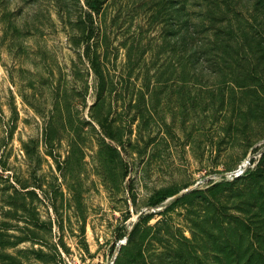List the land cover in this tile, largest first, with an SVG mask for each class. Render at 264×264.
Instances as JSON below:
<instances>
[{"label": "rangeland", "instance_id": "1", "mask_svg": "<svg viewBox=\"0 0 264 264\" xmlns=\"http://www.w3.org/2000/svg\"><path fill=\"white\" fill-rule=\"evenodd\" d=\"M169 1L0 0V264H126L142 213L166 264L264 260V0L193 70Z\"/></svg>", "mask_w": 264, "mask_h": 264}, {"label": "trees", "instance_id": "2", "mask_svg": "<svg viewBox=\"0 0 264 264\" xmlns=\"http://www.w3.org/2000/svg\"><path fill=\"white\" fill-rule=\"evenodd\" d=\"M176 3H181L177 9ZM87 5L90 9L89 16L93 17V14L98 15L101 11L103 0H87ZM169 9L171 12L177 11L179 13L177 30L179 32V39L175 42L174 47H172V52L174 54H179V59L184 60L185 67L191 66L189 69L193 70L194 62L196 60L197 52L199 48L207 44H217L218 39L227 40L228 34L230 33L232 25L230 18L228 17V9L230 6L226 2L217 0H206V3L201 4L204 10L198 11L192 7L190 0H181L176 2V0L169 1ZM226 8V9H225ZM173 19V17H172ZM175 23H171L173 28ZM203 29L202 34L207 33L208 41H199L195 34H197V29ZM191 46V47H189ZM91 45H88V52H91ZM89 55V53H88ZM90 56V55H89ZM93 68L98 75V78L102 76L101 74V63L99 55L94 52V55L90 56ZM186 70V69H185ZM108 135L114 138V131L112 127H109ZM117 133V132H116ZM117 136V134H116ZM117 138V137H116ZM122 141L123 137H119ZM259 167L264 168V151L259 160ZM219 186V185H218ZM217 185L212 187L215 188ZM196 190H192L189 194H183L178 198V200H185L189 196L196 194ZM176 193L168 194H157L150 198L149 204L151 206H157L164 202L169 196H173ZM150 215H144L143 213L139 215L138 221L134 224L133 228L127 234V250L126 254V264H166L162 259V249L164 246L163 240V228L159 226L160 223L151 226H144L143 222ZM121 252V251H120ZM125 256L122 253L120 255V261ZM259 260V264H264V260ZM253 260L248 259L242 261V259H233L232 264H251Z\"/></svg>", "mask_w": 264, "mask_h": 264}, {"label": "built area", "instance_id": "3", "mask_svg": "<svg viewBox=\"0 0 264 264\" xmlns=\"http://www.w3.org/2000/svg\"><path fill=\"white\" fill-rule=\"evenodd\" d=\"M262 153H263V151H261V152L258 154V156H257L258 161H259V159L261 158ZM250 163H251L250 160H247L245 163H243L242 165H240L236 171H233V172L231 173L232 178L244 174L245 171L247 170V167L249 166Z\"/></svg>", "mask_w": 264, "mask_h": 264}, {"label": "bare ground", "instance_id": "4", "mask_svg": "<svg viewBox=\"0 0 264 264\" xmlns=\"http://www.w3.org/2000/svg\"><path fill=\"white\" fill-rule=\"evenodd\" d=\"M246 161V160H245Z\"/></svg>", "mask_w": 264, "mask_h": 264}]
</instances>
